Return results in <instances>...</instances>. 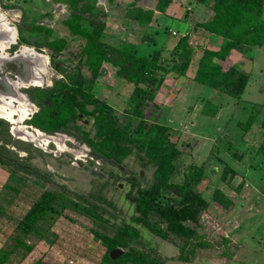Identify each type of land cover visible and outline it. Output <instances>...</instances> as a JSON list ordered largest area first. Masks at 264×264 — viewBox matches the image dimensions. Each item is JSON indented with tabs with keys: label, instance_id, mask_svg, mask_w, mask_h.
I'll use <instances>...</instances> for the list:
<instances>
[{
	"label": "rangeland",
	"instance_id": "1",
	"mask_svg": "<svg viewBox=\"0 0 264 264\" xmlns=\"http://www.w3.org/2000/svg\"><path fill=\"white\" fill-rule=\"evenodd\" d=\"M157 1L0 0V13L10 20L11 26L21 27L15 49L28 46L46 58L43 69L38 72L25 68L16 76L12 73L8 76L15 81L18 90L23 91L31 87L33 73L42 78L40 84L33 85L45 87L51 85L53 79L81 66L92 82L83 84L84 92L104 100L112 107V115L119 123L133 129L137 124L131 115L134 85L118 77L117 66L110 61H103L93 78L94 64L84 53L86 38L73 33L68 20L72 19L73 13L80 17V25L98 35L97 40L103 44L110 59L117 56L114 48L126 43L149 47L155 38L156 47L162 43V55L170 59L179 53L173 49L178 38L189 33L195 55L188 71L193 70L202 49L216 50L221 42L219 36L200 25L212 17L213 0H171L170 11L182 16V19L175 16L174 20L181 19L184 24L167 20L165 12L163 15L156 10ZM130 3L143 11H153L151 22H144L143 16L138 20L131 18L128 14ZM130 14L136 16L133 12ZM156 27L162 29L156 31ZM19 37H22V43H19ZM252 56L253 61H249L239 51L232 50L229 60L224 63L225 69L232 64L241 70H250V82L242 100H234L192 82L188 71L180 79L174 73L167 74L161 86L150 93L147 119L164 121L170 126V138L181 149L170 180L180 182L184 170L191 164L205 167V178L198 190L208 205L187 224L196 227L206 246L192 252L189 245L181 254L183 243L178 237L170 235L168 239H162L133 220V198L138 196L140 185L153 182V166L141 165L137 147L124 160L125 167L115 171L110 165L93 159L90 148L72 137L61 133L47 135L26 124L37 110L29 100L28 117L20 124L32 136L43 133L49 137L48 141H37L36 144L24 139L12 132L11 122L0 117L3 121L0 123L7 126L9 135L4 131L0 134V150L7 149L24 164L51 177L46 182L23 170L12 175L0 166V249L12 246V237L19 235L16 223L32 202L46 190L60 189L61 184L80 194H94L103 217L95 219L69 204L60 203L57 208L61 213L47 217L44 225L48 228L41 239L22 235L33 244L32 251L24 258L21 251H16L8 264H35L36 261L43 264H115L104 258L107 247L96 233L113 236L125 222L136 225L145 242L133 243L131 249L163 260L164 264H264V153L260 150L264 139V107H257L264 100V45L253 49ZM32 61L33 66L38 64L36 60ZM140 85L146 86L145 83ZM2 98L11 99L9 95ZM207 100L221 108L214 116L201 113ZM12 104L19 106L17 101ZM91 123L89 119L87 128ZM240 123L250 124L246 129ZM226 164L235 169L236 174H228L223 180L221 176ZM159 198L166 202L176 197L163 189ZM111 213L116 218H111ZM181 257H187V260Z\"/></svg>",
	"mask_w": 264,
	"mask_h": 264
},
{
	"label": "trees",
	"instance_id": "2",
	"mask_svg": "<svg viewBox=\"0 0 264 264\" xmlns=\"http://www.w3.org/2000/svg\"><path fill=\"white\" fill-rule=\"evenodd\" d=\"M76 1L78 0H74ZM170 1L158 0L156 10L164 13ZM212 9V17L200 25L219 36L221 42L216 50L202 49V54L195 65L193 79L200 85L239 101L243 99L242 95L250 81V70H241L232 64L225 69L224 63L229 60L232 50L239 51L243 58L253 61L252 50L264 45V0H213ZM131 12L136 16H131ZM128 14L137 20L143 16L144 22L149 23L153 11H143L134 3H130ZM80 19L73 13L68 24L73 33L86 38L84 53L94 64L93 78L103 61H110L117 66V76L134 85V107L131 115L137 120V124L133 129L130 125L120 124L112 115L110 105L84 92L83 84L92 82L83 73L81 66L70 70L61 78L53 79L51 85L31 86L23 90L37 107L26 124L47 135L61 133L72 137L77 143L90 148L93 159L110 165L115 171L125 167L124 160L137 147L136 152L141 165L153 166V182L149 185H140L138 196L133 198L135 203L133 220L162 239H168L170 235L178 237L183 243L181 254L189 245L191 252L197 247H205L206 244L201 241L196 227L187 224L188 221H194L197 213L208 205L198 190L199 184L205 178V167L203 164H191L184 170L180 182H172L170 178L177 168L176 160L181 155V149L170 138V126L164 121L151 122L146 116L150 108V93L161 86L169 73L185 76L193 62L195 49L189 43L190 34L178 38L173 49L179 53L170 59L162 55V48L154 49L148 55H141L137 51V46L131 43L114 48L117 56L110 59L103 44L97 40L98 35L81 26ZM17 31L20 34V26H17ZM21 38L19 37V43H22ZM23 40L27 41L24 38ZM142 83L146 86H141ZM257 107H264V100ZM218 110L217 104L207 100L202 106L201 113L214 116ZM89 119L92 123L90 128H87ZM240 124L247 129L250 123ZM262 124L264 127V120ZM3 131L8 135L7 126L0 123V134ZM260 150L264 153V139ZM20 160L7 149L0 150V166L10 174L17 175L19 170H23L43 181L51 180L50 176L40 173ZM228 174L234 176L236 171L226 164L221 178L224 180ZM163 189L178 199L162 202L159 196ZM217 194L222 192L217 191ZM95 198L94 194H80L64 184L60 185V189L44 191L18 219L16 227L19 235L12 237L11 247L0 249V264H8L18 250L22 252L23 258L32 251L33 244L27 242L22 235L41 239L48 228L44 225L47 217L61 213L57 208L60 203L69 204L87 216L102 219L100 205L96 203ZM111 218H116L114 213H111ZM96 234L106 244L104 258L115 264H164L163 260L150 258L143 252L131 249L133 243L145 244L134 224L125 222L124 227H119L113 236ZM116 247L129 249L125 255L111 259L108 253ZM181 258L187 260V257ZM35 264L43 263L36 261Z\"/></svg>",
	"mask_w": 264,
	"mask_h": 264
},
{
	"label": "flooded vegetation",
	"instance_id": "3",
	"mask_svg": "<svg viewBox=\"0 0 264 264\" xmlns=\"http://www.w3.org/2000/svg\"><path fill=\"white\" fill-rule=\"evenodd\" d=\"M2 38H3V35H0V42L2 41ZM17 44L18 43L16 41V43L7 51V53H5L3 51V53L1 54V52H0V64H6L7 65L6 67L0 65L3 67V70L0 71V104L2 103V101H6L2 98V96H5V95L6 96L9 95V97L11 98L10 100L17 101L19 104L22 102H25V103L27 102V104H28L29 99L25 95L24 91L18 90V86L16 85L15 81L12 80V78L10 76H8V75H10V73H12L13 75L16 76L17 74L20 73V71H22L25 68H27L28 70L33 71V72H35L37 70L40 71L41 69H43L44 64L40 60V58L38 57L39 54L36 53V51H34V49H33V51L36 54H38L36 56L31 55V54L27 55L26 53L22 54L21 49H15V45H17ZM21 47H23V46H21ZM40 55H42V54H40ZM32 60H36V62L38 63L37 65H39V66L38 67H37V65L33 66ZM5 61H8V62L5 63ZM19 62H21V63H19ZM20 64H22V65H20ZM23 65H25V66H23ZM38 77L40 78L39 82H41L42 78L40 77V75H38V73H33V75L30 78V82L32 84L31 86H34L33 84H34L35 80L39 79Z\"/></svg>",
	"mask_w": 264,
	"mask_h": 264
},
{
	"label": "bare ground",
	"instance_id": "4",
	"mask_svg": "<svg viewBox=\"0 0 264 264\" xmlns=\"http://www.w3.org/2000/svg\"><path fill=\"white\" fill-rule=\"evenodd\" d=\"M10 20L4 16L3 14L0 15V35H3L2 41L0 42V52L1 54L3 53V49L5 47H8V45L14 40L15 35H16V31L15 29L10 25ZM21 53L22 54H31V55H38L36 54L33 49L27 47V46H23L21 48ZM38 57L40 58V60L43 62L46 61L45 57L43 55H38ZM8 61H5V63ZM39 78V77H38ZM40 78L35 80L34 84H40L41 82ZM27 102H22L19 104L18 107H15L12 105V100H8V101H2V103L0 104V117H2V119H6L9 122H11L13 124L12 126V132L15 133L16 135L27 139V140H31L34 143L38 144L37 141H48L49 137L44 136L43 133L41 132H37L36 136H32L31 133L26 132L24 130V126H22L20 123L26 118L27 114H28V108H27ZM28 117V116H27ZM26 120V119H25ZM24 122V121H23Z\"/></svg>",
	"mask_w": 264,
	"mask_h": 264
},
{
	"label": "crops",
	"instance_id": "5",
	"mask_svg": "<svg viewBox=\"0 0 264 264\" xmlns=\"http://www.w3.org/2000/svg\"><path fill=\"white\" fill-rule=\"evenodd\" d=\"M121 3H122V0H121ZM151 8H154L153 6H150ZM170 8H172V5L169 7V8H167L166 9V11H165V14L167 15V16H165V18H167V20H171V22H176V23H178V24H184V22H182V16H181V14L180 13H177V14H173V12H171L170 10ZM181 8H183L184 9V11L186 10L184 7H181ZM181 8H179V9H181ZM186 8H190V7H186ZM163 15H165L164 13H162ZM0 15H1V13H0ZM175 16L177 17H180L181 19L180 20H174V18H175ZM14 29H15V31H16V35H15V38H14V40L8 45V47H6V48H4L3 49V51L5 52V53H7V51L16 43V41H17V35H18V31H17V27H15V26H12ZM162 28L161 27H156V29H154V30H161ZM156 41H157V39L155 38V40H153L152 42H151V46L149 45V47H147V46H145V45H147V44H139L138 46H137V51H138V53L139 54H141V55H148L149 53H151L154 49H157V48H162V43H160V47H156ZM234 51V50H233ZM194 71H195V67H193V70H189L188 72H189V76L191 77V80H192V82H194V79H193V76H194ZM175 76H177L176 74H175ZM178 77V79H180V78H184L185 76H177ZM250 82V81H249ZM197 83V82H196ZM249 84V83H248ZM203 86V85H202ZM232 98V97H231ZM234 99V98H233ZM235 100V99H234ZM219 109H221V108H219ZM204 115V114H203ZM207 116V115H206Z\"/></svg>",
	"mask_w": 264,
	"mask_h": 264
},
{
	"label": "water",
	"instance_id": "6",
	"mask_svg": "<svg viewBox=\"0 0 264 264\" xmlns=\"http://www.w3.org/2000/svg\"><path fill=\"white\" fill-rule=\"evenodd\" d=\"M10 64V63H9ZM2 66H7L6 64H2ZM37 130V129H36ZM40 131V130H38ZM128 250L126 248H123V247H116L114 249H111L108 253L109 257L111 259H116L120 256H123L125 255V253L127 252Z\"/></svg>",
	"mask_w": 264,
	"mask_h": 264
}]
</instances>
